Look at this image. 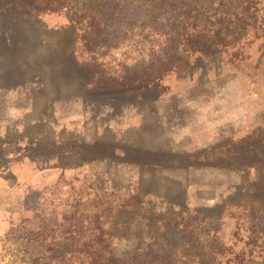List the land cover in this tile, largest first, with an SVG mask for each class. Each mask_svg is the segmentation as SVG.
<instances>
[{"label":"rangeland","instance_id":"rangeland-1","mask_svg":"<svg viewBox=\"0 0 264 264\" xmlns=\"http://www.w3.org/2000/svg\"><path fill=\"white\" fill-rule=\"evenodd\" d=\"M70 18L60 10L14 11L0 19V144H28L31 156L2 207L0 264H84L88 233L95 231L93 203L102 196L135 200L159 215L171 205L177 211L179 203L213 213L225 250L238 255L246 237L237 228L239 211L223 206L253 190V169L160 172L106 159L70 165L63 153L83 143L188 154L264 130V37H248L233 60L213 51L192 75L134 98L83 87L88 75L72 50ZM256 246L254 255L263 256L261 240Z\"/></svg>","mask_w":264,"mask_h":264},{"label":"trees","instance_id":"trees-1","mask_svg":"<svg viewBox=\"0 0 264 264\" xmlns=\"http://www.w3.org/2000/svg\"><path fill=\"white\" fill-rule=\"evenodd\" d=\"M60 10L72 14L67 29L75 58L88 75L83 87L108 95L161 93L170 78L192 75L198 63H208L213 51L233 60L248 37H264V0H0V19L14 11ZM79 32L80 53L75 49ZM115 148L82 143L77 152L63 155L70 165L106 159L160 172L207 165L253 169L258 177L253 190L223 206L239 211L237 228L246 235L240 253L250 259L237 262L224 255L220 225H215L220 218L213 213L179 203L177 211L171 205L159 215L138 201L102 196L101 203H93L95 231L88 237L98 240L85 244L87 264H264L253 255L257 241L264 240V130L188 154Z\"/></svg>","mask_w":264,"mask_h":264},{"label":"crops","instance_id":"crops-1","mask_svg":"<svg viewBox=\"0 0 264 264\" xmlns=\"http://www.w3.org/2000/svg\"><path fill=\"white\" fill-rule=\"evenodd\" d=\"M0 136L4 135L0 133ZM18 144H0V214L10 194L21 185L24 167L31 165V156H28L27 152L28 144Z\"/></svg>","mask_w":264,"mask_h":264},{"label":"flooded vegetation","instance_id":"flooded-vegetation-1","mask_svg":"<svg viewBox=\"0 0 264 264\" xmlns=\"http://www.w3.org/2000/svg\"><path fill=\"white\" fill-rule=\"evenodd\" d=\"M95 237H93V238H90V239H88V241H93V240H98V239H94ZM261 242L264 244V240H261ZM92 244V243H91ZM117 246V244L116 245H114V247H116ZM119 248L120 249H125V248H127L126 247V244L125 243H119ZM257 247V246H256ZM248 250H251L252 248L251 247H249V248H247ZM241 251V250H240ZM253 255L254 254H256L257 252L255 251V247L253 248ZM84 253H85V251H84ZM223 253H224V255L226 256V257H231V258H236L235 259V261H237V262H244V263H246L250 258H249V254H248V259L247 260H245V259H242V256H245L246 254H244V255H242L240 252H239V254L238 255H236V256H233L231 253H229V252H227L226 250H225V248L223 247ZM256 257H257V261L258 262H261V261H263L264 260V252H263V256H261V255H255ZM220 258V257H219ZM85 259V258H84ZM84 264H87L86 262L84 263Z\"/></svg>","mask_w":264,"mask_h":264}]
</instances>
